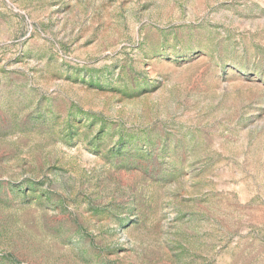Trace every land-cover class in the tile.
Segmentation results:
<instances>
[{
  "label": "rangeland",
  "instance_id": "rangeland-1",
  "mask_svg": "<svg viewBox=\"0 0 264 264\" xmlns=\"http://www.w3.org/2000/svg\"><path fill=\"white\" fill-rule=\"evenodd\" d=\"M0 264H264V0H0Z\"/></svg>",
  "mask_w": 264,
  "mask_h": 264
}]
</instances>
